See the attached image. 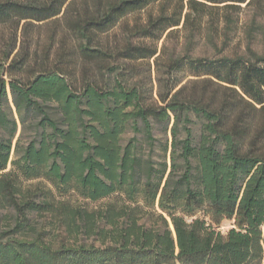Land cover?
Returning <instances> with one entry per match:
<instances>
[{
	"label": "trees",
	"instance_id": "trees-1",
	"mask_svg": "<svg viewBox=\"0 0 264 264\" xmlns=\"http://www.w3.org/2000/svg\"><path fill=\"white\" fill-rule=\"evenodd\" d=\"M154 4L157 14L124 26L149 43L104 45L103 34ZM242 4L254 8L251 30L262 32L255 16L264 0H0V29L10 32L0 47V207L14 212L13 228L0 232V264H264V52L247 43L242 53L164 57L157 46L181 26L187 47L198 36L220 52ZM55 18L65 29L58 60L23 78L30 54L18 31ZM141 64L148 86L137 77ZM184 69L193 78H171ZM25 110L39 115L34 135L13 144ZM191 115L201 121L197 135ZM171 120L158 166L142 159L136 138L121 144L130 125L152 151V122ZM38 178L55 193L21 183ZM70 191L92 201L119 193L126 203L89 211L57 198ZM144 209L149 225L140 222ZM32 214L43 215L40 227ZM224 220L233 227L222 233ZM80 234L101 244L79 242Z\"/></svg>",
	"mask_w": 264,
	"mask_h": 264
},
{
	"label": "rangeland",
	"instance_id": "rangeland-1",
	"mask_svg": "<svg viewBox=\"0 0 264 264\" xmlns=\"http://www.w3.org/2000/svg\"><path fill=\"white\" fill-rule=\"evenodd\" d=\"M242 10L239 16V24L236 27L235 32H230L231 41L229 42L228 46L221 50L220 52L217 49L212 48L208 45L202 38L198 36H194L190 47L186 45V36L189 33V27L182 29L181 26H178L174 32L165 38L163 36L157 43L158 49L161 50V47L165 45V53L164 57L173 54H181L185 51L190 52L192 55H206V56H220L226 54H234V53H242L245 49L247 43H250L253 50L262 53L264 52V30L261 32L260 30H251V23L250 20L252 19V15L254 14V8L249 7L245 8L244 4L241 5ZM159 10V4H154L146 10L140 11L138 13L132 14L127 16L121 22H119L112 30L108 33L103 34L101 37L102 42L111 51L116 52L123 48L126 42L130 41L131 43H137L139 41H144L145 43H149V39H138L128 33L125 30V25L128 24L129 26L133 25L135 22H144L150 13L157 14ZM255 21L264 22V15L263 16H255ZM250 31V34L249 32ZM64 23L60 18H55L49 21L40 22V23H32L26 27V31L19 30L18 31V44L23 43L29 45V54L30 60L28 64V69L25 70L24 74H22L23 78L30 76L36 70H40L43 66L48 65L51 66L53 62L58 60V53L59 49L61 48L60 42L62 35L64 34ZM251 35V39H249ZM10 36V32L8 28L0 29V47L6 40H8ZM66 41V49L72 45L71 37L68 36L65 39ZM151 70V78H155L156 76V66L153 63V59L150 60ZM123 61H119L121 63ZM145 61H139L138 63H144ZM146 64H141L138 69V76L142 77L143 82L148 86L149 80L148 77L146 78V74L148 71L146 69ZM90 72H95L98 80L102 83V74L103 72H99L100 70H96L93 68L92 65L89 66ZM163 71L159 70V74L161 75ZM163 76H167L166 73L163 72ZM171 78H181L182 82L184 83L187 79L193 78L190 75L187 69L181 71H174L170 74ZM154 83V82H153ZM8 103L11 107V110L14 116L17 118V114L15 112V108L12 103V97L10 92L8 91ZM47 110L54 116L58 117V110L54 103H49ZM23 116L25 118L24 129L18 121V129L16 135L13 139V144L16 141V138L22 133V141L25 143L34 135L35 132V125L36 122L39 120V115L36 114L34 111H24ZM193 120V132L197 135L201 121L199 118L195 117L194 115L190 116ZM172 120L170 123H157L152 122V133L155 138V145L153 150L151 151L148 147L147 143L144 140V137L141 132H135L129 125L125 132L121 135V144H126L130 139L136 138L138 141V147L140 154L142 155V159L146 160V158L150 157L151 160L154 162L153 164L158 166L159 162L162 161V151L161 145L165 141H170V134L169 129L171 126ZM138 128H141V123L137 122ZM10 165L8 166V168ZM143 172V171H142ZM141 172V176L143 173ZM23 186H36V185H43L48 187L55 193V189L51 183L48 181L38 178L32 180H21ZM60 200H65L69 202L73 206H81L85 209L92 211V210H100L102 211L106 206L112 204L116 208L122 206L126 203V200L122 194L115 193L104 198L98 199L96 201H92L89 199L82 198L79 194L75 191H70L68 194L57 197ZM129 206L133 207L134 205L129 204ZM141 214V213H139ZM197 216L202 217L201 213H197ZM32 221L31 224L34 228H38L42 224L43 215H30ZM153 220V217L149 215L148 209H144L140 222L146 223L149 225ZM14 226V212L9 207H0V232L8 231ZM107 228V226H105ZM233 227L232 222L229 220H224L221 224L216 228L220 230L222 233H225L228 229ZM23 235L30 236L32 231L28 228H24L20 231ZM77 240L79 242H83L86 244H94L100 245L101 239H99L96 235H86L80 234L77 236Z\"/></svg>",
	"mask_w": 264,
	"mask_h": 264
},
{
	"label": "water",
	"instance_id": "water-1",
	"mask_svg": "<svg viewBox=\"0 0 264 264\" xmlns=\"http://www.w3.org/2000/svg\"><path fill=\"white\" fill-rule=\"evenodd\" d=\"M171 229L173 230L172 226H171Z\"/></svg>",
	"mask_w": 264,
	"mask_h": 264
}]
</instances>
